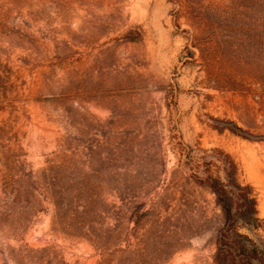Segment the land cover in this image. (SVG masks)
Wrapping results in <instances>:
<instances>
[{"label":"rangeland","instance_id":"374dc122","mask_svg":"<svg viewBox=\"0 0 264 264\" xmlns=\"http://www.w3.org/2000/svg\"><path fill=\"white\" fill-rule=\"evenodd\" d=\"M214 149L264 237V0H0V264H213Z\"/></svg>","mask_w":264,"mask_h":264},{"label":"trees","instance_id":"16d2710c","mask_svg":"<svg viewBox=\"0 0 264 264\" xmlns=\"http://www.w3.org/2000/svg\"><path fill=\"white\" fill-rule=\"evenodd\" d=\"M224 123L219 130H229L250 139L247 132L234 122ZM192 167L191 178L210 190L222 215L213 264H264V237L258 235L263 222L259 218L257 198L253 186L240 182L235 160L225 151L214 149ZM147 213H137L138 218L133 221L139 223Z\"/></svg>","mask_w":264,"mask_h":264}]
</instances>
